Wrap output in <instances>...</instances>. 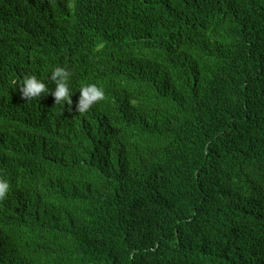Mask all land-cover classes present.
<instances>
[{"label": "trees", "instance_id": "obj_1", "mask_svg": "<svg viewBox=\"0 0 264 264\" xmlns=\"http://www.w3.org/2000/svg\"><path fill=\"white\" fill-rule=\"evenodd\" d=\"M68 3L0 0V264H264V0Z\"/></svg>", "mask_w": 264, "mask_h": 264}, {"label": "clouds", "instance_id": "obj_2", "mask_svg": "<svg viewBox=\"0 0 264 264\" xmlns=\"http://www.w3.org/2000/svg\"><path fill=\"white\" fill-rule=\"evenodd\" d=\"M69 8H75V0H69ZM73 73L65 67H55L50 76V81L55 85V91L52 93L55 97L56 104L72 105V89L71 79ZM13 84L17 82L12 81ZM21 92L23 97L28 100L40 98L42 94H48L49 90L44 80L37 78L36 75H28L23 79L21 84ZM80 98L76 105V111L79 113H87L92 107L105 100V91L96 84L82 85L80 88ZM10 191L8 181L0 177V201L4 200Z\"/></svg>", "mask_w": 264, "mask_h": 264}]
</instances>
